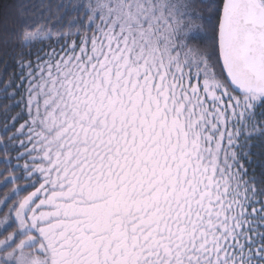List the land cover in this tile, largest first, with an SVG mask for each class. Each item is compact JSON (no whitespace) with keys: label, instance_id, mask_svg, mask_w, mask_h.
Returning <instances> with one entry per match:
<instances>
[{"label":"snow or ice","instance_id":"6c2138e0","mask_svg":"<svg viewBox=\"0 0 264 264\" xmlns=\"http://www.w3.org/2000/svg\"><path fill=\"white\" fill-rule=\"evenodd\" d=\"M0 264H264V0L0 3Z\"/></svg>","mask_w":264,"mask_h":264},{"label":"trees","instance_id":"16d2710c","mask_svg":"<svg viewBox=\"0 0 264 264\" xmlns=\"http://www.w3.org/2000/svg\"><path fill=\"white\" fill-rule=\"evenodd\" d=\"M4 2H6V0H0V3H4ZM30 2H39V0H30ZM37 27H39V24H37ZM31 30H36V29L32 28ZM34 43H39V42H34Z\"/></svg>","mask_w":264,"mask_h":264},{"label":"rangeland","instance_id":"374dc122","mask_svg":"<svg viewBox=\"0 0 264 264\" xmlns=\"http://www.w3.org/2000/svg\"><path fill=\"white\" fill-rule=\"evenodd\" d=\"M37 42H39V41H37Z\"/></svg>","mask_w":264,"mask_h":264}]
</instances>
